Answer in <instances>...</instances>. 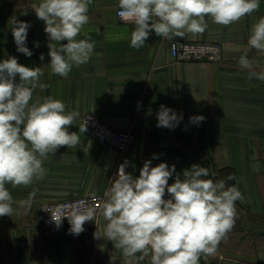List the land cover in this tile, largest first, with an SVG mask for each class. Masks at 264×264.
<instances>
[{
    "label": "crops",
    "instance_id": "obj_1",
    "mask_svg": "<svg viewBox=\"0 0 264 264\" xmlns=\"http://www.w3.org/2000/svg\"><path fill=\"white\" fill-rule=\"evenodd\" d=\"M39 2L0 0V61L16 57L18 63L41 67L44 72L40 82L47 88L34 90L33 101L52 96L64 102L66 110H78L80 116L70 132H79L87 114L131 130L134 141L126 158L127 173L134 178L144 162L151 160L152 166L175 165L181 174L198 164L208 168L207 178L235 185L244 197L237 201L235 226L217 254L202 257L200 264H264V81H249L248 71L238 64L251 26L264 17V0L257 12L231 26L206 18L208 28L203 34L174 38L219 42V62L175 61L169 50L171 40L154 31L145 46L133 48L134 25L118 20V0H93L89 21L77 39L87 33L95 41L94 55L87 64L74 66L66 78L52 74L48 67L49 40L44 22L34 11ZM12 18L30 24L26 46L31 57L17 51ZM249 58L256 61V71L264 68V53L249 49ZM161 105L182 114L174 129L157 127ZM193 116L205 119L195 124L189 119ZM79 135L76 148L61 147L49 154L43 163L47 169L43 180L27 187L6 185L15 211L0 217V264H123L120 250L111 241L94 237L97 230L103 233L102 214L78 236L70 234V228L58 236L41 232L37 211L42 203L104 195L117 178L119 153L86 132ZM229 175L234 179L227 180ZM174 178L175 174L169 184ZM33 189L31 208L19 207ZM149 259L142 264H149Z\"/></svg>",
    "mask_w": 264,
    "mask_h": 264
},
{
    "label": "clouds",
    "instance_id": "obj_2",
    "mask_svg": "<svg viewBox=\"0 0 264 264\" xmlns=\"http://www.w3.org/2000/svg\"><path fill=\"white\" fill-rule=\"evenodd\" d=\"M92 3L40 0L34 5L37 18L45 24L52 74L66 78L74 66L87 64L94 55L95 41L87 33L77 39L89 21ZM117 8L120 20L134 25L130 46L139 49L153 31L162 39L173 40L203 34L208 28L206 18L231 26L257 12L260 0H118ZM11 25L17 51L31 57L26 46L30 24L12 18ZM249 49L264 53V17L251 26L247 47L238 58L249 81H264V68L255 70ZM39 58L43 61L44 55ZM43 75L41 67H27L16 57L0 61V217L15 211L6 185L27 187L43 180L47 173L43 163L49 154L61 147L76 148L79 133L87 131L86 125L79 127V132L69 131L80 113L66 110L61 100L46 96L33 101L34 90L47 88L40 82ZM182 119V114L161 105L157 127L174 129ZM189 119L199 124L205 117ZM174 174V182L169 184ZM207 177L208 168L198 164L181 174L175 165L161 162L152 166V161L146 160L135 178L121 165L99 208L106 221L103 233L97 230L94 237L111 241L120 250L123 264H142L145 258H150L149 264H200L202 257H214L234 228L237 201L244 197L235 185ZM35 195L33 189L19 207L31 208ZM97 212L94 206L74 203L70 213L51 214V220L59 228L67 218L70 234L78 236L85 231V223L96 219Z\"/></svg>",
    "mask_w": 264,
    "mask_h": 264
},
{
    "label": "built area",
    "instance_id": "obj_3",
    "mask_svg": "<svg viewBox=\"0 0 264 264\" xmlns=\"http://www.w3.org/2000/svg\"><path fill=\"white\" fill-rule=\"evenodd\" d=\"M118 8L116 9L117 13ZM117 16V15H116ZM118 20L120 18L117 16ZM123 22V21H122ZM169 50L173 60L181 61H199V62H219L222 60V47L219 42L215 41H190L174 39L169 42ZM87 126L86 134L101 144L108 145L119 153V159L116 164L115 173L118 174L121 165H124V171L127 173L126 154L130 151L134 134L131 130L119 129L114 127L102 119L87 114L82 118V126ZM104 195L79 196L63 200H56L42 203L37 211V218L41 232L45 236H58L65 234L70 228L68 219L63 220L62 226L57 228L51 220V214L62 212L68 214L74 203H79L83 207L94 206L98 209L104 199ZM95 219V220H96ZM95 220L93 222H95ZM87 222L84 226L93 223Z\"/></svg>",
    "mask_w": 264,
    "mask_h": 264
},
{
    "label": "trees",
    "instance_id": "obj_4",
    "mask_svg": "<svg viewBox=\"0 0 264 264\" xmlns=\"http://www.w3.org/2000/svg\"><path fill=\"white\" fill-rule=\"evenodd\" d=\"M226 183H228V182L226 181Z\"/></svg>",
    "mask_w": 264,
    "mask_h": 264
}]
</instances>
